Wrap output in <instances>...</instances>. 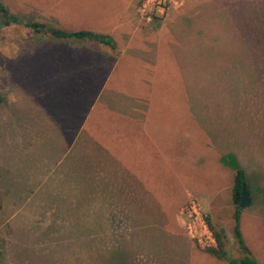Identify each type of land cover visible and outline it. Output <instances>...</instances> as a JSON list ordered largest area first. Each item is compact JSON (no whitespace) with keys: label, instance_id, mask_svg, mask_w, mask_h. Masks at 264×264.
I'll return each mask as SVG.
<instances>
[{"label":"rangeland","instance_id":"374dc122","mask_svg":"<svg viewBox=\"0 0 264 264\" xmlns=\"http://www.w3.org/2000/svg\"><path fill=\"white\" fill-rule=\"evenodd\" d=\"M83 1L0 0L10 15L0 30V264H227L246 255L264 264V0H184L173 16L142 17L165 23L148 87L130 59L109 80L82 73L76 54L85 51L25 25L87 29L64 19L84 16ZM141 41L132 47L147 50ZM36 43V53L23 49ZM110 93L152 107L156 145L144 140L145 155L139 129L120 126L105 103ZM237 167L252 198L243 210L230 203ZM191 198L223 235L227 259L187 235Z\"/></svg>","mask_w":264,"mask_h":264},{"label":"crops","instance_id":"0c3cea01","mask_svg":"<svg viewBox=\"0 0 264 264\" xmlns=\"http://www.w3.org/2000/svg\"><path fill=\"white\" fill-rule=\"evenodd\" d=\"M83 3H90L87 6L84 16H80L81 14H79V17L75 16L74 18H71L65 17L63 13H61V16H64V19H68L70 22H86L89 27H87V29H74L67 32L89 31L92 33L106 35L112 39L113 47L106 46L92 40H79L75 38L59 40L50 36L51 42L54 43V45H63L65 47L66 43H68L72 52L85 51L83 54H76L78 55L79 62L81 63L77 64V66L82 73L88 69L92 72V74H94V76L99 77L102 76L104 72L105 78L109 80L110 76L114 74L117 67L126 61V59H130L134 63V70L141 71V73L144 71L147 72V80L144 79L145 77L141 76L142 79L138 84H145L146 87L154 85L158 80L154 73L158 69H161V54H163L161 51V41L158 40V31L159 29H164V26L161 25L165 23H151L144 20L142 16L138 14V0H84ZM91 3L94 5L101 4V6H103L99 10V13L96 11L93 13L91 11ZM175 11V9L171 10L172 16ZM159 26L160 28L158 29ZM64 28V31L69 29L66 26H64ZM98 28L102 31V33H100ZM144 30L145 32L149 30L150 33H156V38L153 42H148V39L143 37L142 32ZM140 33L142 36H140ZM135 37H140L142 39L141 44L142 46L144 45L147 50L132 47V41ZM160 39L162 40V38ZM42 44L43 43H36L34 45L29 44V47H23V49L27 48L29 53H36V50L42 46ZM172 46L171 53L174 54L176 53V48L174 47V51ZM178 66L180 68L179 63ZM105 100L107 101L105 103H109L117 108L119 111L117 113L123 117L124 120L120 126H125V129L130 133L134 132L136 127L139 129L140 135L133 137L136 141L142 142V156L145 155L146 151L144 140L147 141V144L151 142L156 145V139L147 129V127L151 125L149 117V113L152 110L151 106H147L146 102L143 103L142 99L138 102V99L125 96V93H122L121 95L119 94L116 97L113 93H110L108 98ZM129 149L130 148L126 144L123 157L128 165H130L129 161H127ZM156 153L158 152L153 151L152 155H155ZM135 161L139 163L137 160ZM229 172L234 178V170L232 169ZM228 186V188L232 191L233 181L232 183L230 182ZM200 201L207 205V207L210 206L211 210L212 197H202ZM231 202L232 197L230 198V203Z\"/></svg>","mask_w":264,"mask_h":264},{"label":"trees","instance_id":"16d2710c","mask_svg":"<svg viewBox=\"0 0 264 264\" xmlns=\"http://www.w3.org/2000/svg\"><path fill=\"white\" fill-rule=\"evenodd\" d=\"M25 25H26V27H29L30 29H32L34 32H37V33L45 32V33L49 34L52 38H55V39L60 40V39L75 38V39H79V40H92V41H95L97 43L113 47L112 39L106 35L92 33L89 31L67 32V31H64V30H61V29L55 28V27H49L48 28L46 25L36 23V22L26 23ZM1 101H2V98L0 95V102ZM233 170L235 171V174H234L233 186H232V201H233L234 205L237 207V210H240L238 208V203H239L240 197H241L242 185H246V187H247V184L245 181L244 171L238 167L236 169L234 168ZM234 222H235L234 229H233L234 236L237 240L239 247L242 249V251L244 253L247 254L248 251L245 247V244H244V241L242 239L240 229H239V216H238V214H236ZM210 227L212 229L213 234L215 235V238L217 241V246L215 249L207 250V252L213 254L216 258L227 259V257H226L227 254H226L225 249H224L225 245H224L223 235L220 232L213 229L212 226H210ZM0 256H1V252H0ZM227 264H256V261L251 256L246 255L240 259H229Z\"/></svg>","mask_w":264,"mask_h":264},{"label":"built area","instance_id":"2783aa9c","mask_svg":"<svg viewBox=\"0 0 264 264\" xmlns=\"http://www.w3.org/2000/svg\"><path fill=\"white\" fill-rule=\"evenodd\" d=\"M138 14L146 16L152 10L163 13L166 9H177L181 7L184 0H138ZM187 224L186 232L189 238L202 250L215 249L217 241L210 229L197 202L191 198L186 208Z\"/></svg>","mask_w":264,"mask_h":264},{"label":"water","instance_id":"95a60500","mask_svg":"<svg viewBox=\"0 0 264 264\" xmlns=\"http://www.w3.org/2000/svg\"><path fill=\"white\" fill-rule=\"evenodd\" d=\"M251 203H252V198L250 197V194L247 190V187H246V185H242L241 197H240V201L238 203V208L240 210H243L247 206H249Z\"/></svg>","mask_w":264,"mask_h":264},{"label":"flooded vegetation","instance_id":"af4514ba","mask_svg":"<svg viewBox=\"0 0 264 264\" xmlns=\"http://www.w3.org/2000/svg\"><path fill=\"white\" fill-rule=\"evenodd\" d=\"M10 19L9 13L0 6V30L6 27V22Z\"/></svg>","mask_w":264,"mask_h":264}]
</instances>
